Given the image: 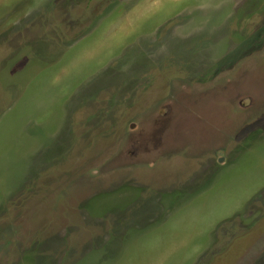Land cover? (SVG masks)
<instances>
[{"label": "rangeland", "instance_id": "obj_1", "mask_svg": "<svg viewBox=\"0 0 264 264\" xmlns=\"http://www.w3.org/2000/svg\"><path fill=\"white\" fill-rule=\"evenodd\" d=\"M21 253L264 264V0H0V264Z\"/></svg>", "mask_w": 264, "mask_h": 264}, {"label": "crops", "instance_id": "obj_2", "mask_svg": "<svg viewBox=\"0 0 264 264\" xmlns=\"http://www.w3.org/2000/svg\"><path fill=\"white\" fill-rule=\"evenodd\" d=\"M23 260H25V261H23ZM33 261H34V259H33V253H26L25 257L21 253L16 258V261H15L14 264H32Z\"/></svg>", "mask_w": 264, "mask_h": 264}]
</instances>
